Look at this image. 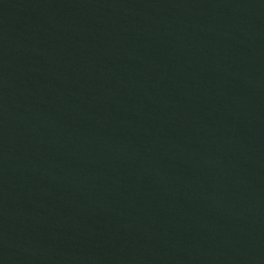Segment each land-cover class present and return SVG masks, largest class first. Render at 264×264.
Segmentation results:
<instances>
[{"label": "water", "instance_id": "1", "mask_svg": "<svg viewBox=\"0 0 264 264\" xmlns=\"http://www.w3.org/2000/svg\"><path fill=\"white\" fill-rule=\"evenodd\" d=\"M0 264H264V0H0Z\"/></svg>", "mask_w": 264, "mask_h": 264}]
</instances>
